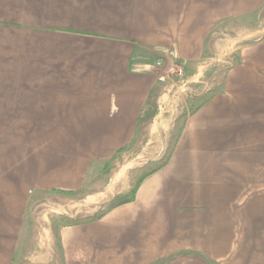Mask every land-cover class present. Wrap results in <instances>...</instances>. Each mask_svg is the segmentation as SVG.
<instances>
[{"label": "crops", "instance_id": "obj_1", "mask_svg": "<svg viewBox=\"0 0 264 264\" xmlns=\"http://www.w3.org/2000/svg\"><path fill=\"white\" fill-rule=\"evenodd\" d=\"M262 7L264 0H0V114L18 115V129L36 138L12 171L0 164V264H16L23 186L81 189L143 133L152 105L165 98L153 62L173 53L200 67L219 47L220 19ZM124 175L109 173L104 194L126 190ZM29 236L19 264H264V38L241 46L132 200L58 225L56 240L34 235L35 251H21Z\"/></svg>", "mask_w": 264, "mask_h": 264}, {"label": "rangeland", "instance_id": "obj_2", "mask_svg": "<svg viewBox=\"0 0 264 264\" xmlns=\"http://www.w3.org/2000/svg\"><path fill=\"white\" fill-rule=\"evenodd\" d=\"M217 35L218 49L210 52L200 67L186 66L179 60L188 82L183 86L176 83L172 87L165 84V90H163L166 92L165 98H161L158 103L152 105V114L150 113L145 120L146 128L143 133H139L123 150L104 162L97 174L92 172L81 189L65 193L45 186H23L26 191L24 200L26 205L19 227L20 231L14 243L16 264L22 260L18 257V249L19 243H22L20 240L25 235H30L28 239L32 242H24V246H27L21 251H35L34 235L37 234H54V240H56L58 225L99 217L110 208L114 197L129 195L130 190L142 176L164 162L185 116L215 92L226 68L237 60L241 46L264 38V7L246 17L220 19ZM168 88L170 91L167 92ZM159 103L162 106L161 109ZM166 103L167 106L164 107ZM158 112L160 115L151 119L152 115ZM153 121L156 122L150 125ZM18 125V115L0 114V164L3 163L2 160H5V164L11 167V171L13 166L19 163L18 153H21L22 149L34 147V141H36L35 131L18 129ZM152 154H160L161 157L149 162L148 157H152ZM1 171L0 185L3 178ZM122 171L126 172L124 180L128 188L115 195L112 192L104 194L106 190L103 188L104 182L108 181L107 175L113 173L117 176ZM111 195L113 197L109 199ZM40 244L42 246L43 243ZM38 249L42 252V248Z\"/></svg>", "mask_w": 264, "mask_h": 264}, {"label": "built area", "instance_id": "obj_3", "mask_svg": "<svg viewBox=\"0 0 264 264\" xmlns=\"http://www.w3.org/2000/svg\"><path fill=\"white\" fill-rule=\"evenodd\" d=\"M152 67L156 72L157 82L163 86L169 84L172 87L176 83H180L179 85L183 86L188 82L181 63L173 53H170L167 58L162 56L157 58L153 62ZM166 91L168 92L170 89L168 88ZM159 108L161 109L162 106H159Z\"/></svg>", "mask_w": 264, "mask_h": 264}, {"label": "trees", "instance_id": "obj_4", "mask_svg": "<svg viewBox=\"0 0 264 264\" xmlns=\"http://www.w3.org/2000/svg\"><path fill=\"white\" fill-rule=\"evenodd\" d=\"M155 169H152L150 172H153ZM143 176L135 183V185L133 186V188L130 190V194L124 197H121V195H117L116 197H114V199L111 201V205L110 207H114L116 205L122 204L124 202H128L130 200L133 199L134 194H135V190L137 188V186L139 185V183L141 182Z\"/></svg>", "mask_w": 264, "mask_h": 264}]
</instances>
